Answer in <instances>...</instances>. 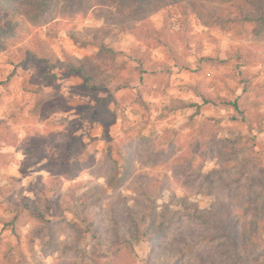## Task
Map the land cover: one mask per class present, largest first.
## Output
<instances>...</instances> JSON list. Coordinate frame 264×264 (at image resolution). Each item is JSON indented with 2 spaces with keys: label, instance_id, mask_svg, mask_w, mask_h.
<instances>
[{
  "label": "rangeland",
  "instance_id": "1",
  "mask_svg": "<svg viewBox=\"0 0 264 264\" xmlns=\"http://www.w3.org/2000/svg\"><path fill=\"white\" fill-rule=\"evenodd\" d=\"M8 1L0 16L17 8L27 28L0 36V264H209L228 257V217L259 226L243 256L264 264V24L208 11L236 0H54L38 14ZM192 85L239 110L166 108L200 102ZM110 92L122 115L106 130L87 107ZM149 210L169 224L155 244L136 222Z\"/></svg>",
  "mask_w": 264,
  "mask_h": 264
},
{
  "label": "trees",
  "instance_id": "2",
  "mask_svg": "<svg viewBox=\"0 0 264 264\" xmlns=\"http://www.w3.org/2000/svg\"><path fill=\"white\" fill-rule=\"evenodd\" d=\"M53 1L54 0H26L30 6L35 8V12L37 14L44 12ZM234 6V10H223L214 6L213 8L209 7L208 11L217 15L227 23L241 22L264 24V0H236L234 2ZM0 7L10 9L11 4L8 0H0ZM19 28H27V25L24 19L20 17V11L17 8L12 9V13L8 16H0V36L9 38L13 32H18ZM202 61L212 65H220L227 62L226 59L218 56H205L202 58ZM97 70L98 67L89 68L87 66L75 64H72L71 67L72 72L80 71L83 74L85 77L84 85L88 89L93 87L100 88L104 86L97 81ZM11 77L12 74H10L7 79L9 80ZM127 85L128 83L118 84L116 85V89ZM192 88L200 97V102H191L181 98H176L173 99L170 105L166 108L169 110H176L178 108L196 106V112H199L202 105L212 104L224 109L239 110L238 102L236 100H232L225 95L215 93L200 85H192ZM94 99L96 100V103L87 107L89 111L88 118L93 122L102 124L107 130L108 127L118 118V116L122 115V113H120L122 112V106L114 92H110L105 96L94 95ZM137 102H139L146 109H150L140 90L137 95ZM107 103L111 104L112 108L109 107ZM25 207L33 211V214H38L40 212L38 207L36 205H32L31 203H27ZM149 209H151V207ZM195 214L203 223H211L212 219L207 215V211L204 212L198 209ZM136 219L137 224H141L143 226L141 234L143 236H147V239H152V237H154L155 239H153L156 240L154 244L158 242V238L169 226L168 223L162 220L156 222L152 210H149L148 213L140 212ZM224 220L227 224L219 228L220 230L218 231L217 236L227 237L226 243L228 245V257L216 258L201 255V259L209 264H248V261L243 255L256 243L260 232L259 226L257 224H253L250 227L247 224L244 228H239L234 225V222H237L238 219L233 220L232 217H228L223 219V221ZM115 222L118 226H120L119 222H121V218H116ZM214 222H217V220L215 219ZM119 230L121 239H123V241L127 244L131 243L138 236V231H130L129 228ZM98 237L102 240V236L100 234ZM178 257L179 256L176 258L178 259Z\"/></svg>",
  "mask_w": 264,
  "mask_h": 264
}]
</instances>
